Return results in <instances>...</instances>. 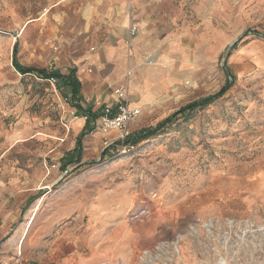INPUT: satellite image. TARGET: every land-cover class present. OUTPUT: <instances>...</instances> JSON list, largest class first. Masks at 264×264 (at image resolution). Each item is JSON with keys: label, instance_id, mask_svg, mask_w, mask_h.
Returning <instances> with one entry per match:
<instances>
[{"label": "rangeland", "instance_id": "1", "mask_svg": "<svg viewBox=\"0 0 264 264\" xmlns=\"http://www.w3.org/2000/svg\"><path fill=\"white\" fill-rule=\"evenodd\" d=\"M177 4L170 49L132 68L157 71L129 89L131 132L232 86L134 145L103 148L91 118L75 160V105L100 106L13 61L85 71L99 32L81 0H0V264H264V0Z\"/></svg>", "mask_w": 264, "mask_h": 264}, {"label": "crops", "instance_id": "2", "mask_svg": "<svg viewBox=\"0 0 264 264\" xmlns=\"http://www.w3.org/2000/svg\"><path fill=\"white\" fill-rule=\"evenodd\" d=\"M79 10L83 25L94 35L99 32L100 38L96 40V46L92 47L93 52L86 55L89 67L85 71H77L75 68L72 70L80 85L81 98H92L93 103L98 106L113 100L112 88L116 85L115 82L122 79L128 70L132 71L141 60L149 59L155 63L161 55L157 49L159 45L166 42L165 47L170 49L173 44L171 40H174L169 36L171 30L175 29L173 24L177 22L179 29L178 19L183 17L177 0H81ZM132 24L136 25L137 32L130 47H127L124 40L128 27ZM138 66L135 74H131L125 83L130 105L139 108V102L132 100L130 91L139 90L142 83H146L157 69L151 67L146 70L145 67ZM75 106L81 108L80 105ZM81 111L90 113L88 107L84 110L81 108ZM76 127L82 131L85 121L78 123ZM104 252L108 251L105 248H95L91 254L79 259L77 264H97L103 260Z\"/></svg>", "mask_w": 264, "mask_h": 264}, {"label": "built area", "instance_id": "3", "mask_svg": "<svg viewBox=\"0 0 264 264\" xmlns=\"http://www.w3.org/2000/svg\"><path fill=\"white\" fill-rule=\"evenodd\" d=\"M137 27L132 24L128 27L127 36L124 44L130 47L131 41L136 35ZM131 71L128 70L125 78L130 77ZM52 83H57L54 78H49ZM113 100L105 102L100 106V112L95 117L89 113L83 112L82 119L90 121L96 130L101 134V143L103 148H111L112 146H125L132 136L130 125L140 115V108L131 106L129 103L128 87L125 82H120L112 88ZM67 97H65V100ZM77 113V111H75ZM21 264V263H19Z\"/></svg>", "mask_w": 264, "mask_h": 264}, {"label": "trees", "instance_id": "4", "mask_svg": "<svg viewBox=\"0 0 264 264\" xmlns=\"http://www.w3.org/2000/svg\"><path fill=\"white\" fill-rule=\"evenodd\" d=\"M257 33V32H254ZM261 36L264 38V34H261ZM14 54L16 53V44L14 45V49H13ZM13 65L14 67L17 69L18 72H20L21 74H30V73H38L40 76H42V78H54L57 80V83H59L60 87L67 91V93L70 95V97L75 100L78 101L81 99V96L79 94V82L76 80L75 76H74V70H70L68 74H60L59 72H49L45 69H36L34 67H23L21 65H19L16 60L14 59L13 61ZM232 86V82L231 81H227L220 89L219 91H217L216 93L207 96L203 99L197 100V101H193L191 103H188L187 105L181 107L180 109H178L176 112H174L173 114H171L170 116L166 117L161 123H159V125L152 130H146L141 132H137V133H132L131 138L125 143V144H132L134 145L137 141L141 140V139H145L153 134H156V130H159L161 127H163L167 122H169L170 120L174 119L177 114H180L181 116H183V113L188 111H192L195 108H203L204 106L212 103L214 100L220 98L221 96H223L228 89ZM66 94V93H64ZM78 109H76L77 112L81 111V108L78 106ZM85 112V111H84ZM89 113V112H87ZM92 117H95V114H91L89 113ZM89 122L86 121L85 122V127L83 128V130L80 132V134L78 135L77 139H76V147L73 149V153L76 154V159L75 160H79L80 156H81V138L82 136L85 135L86 132H89L87 128ZM72 153V154H73ZM71 154V153H70Z\"/></svg>", "mask_w": 264, "mask_h": 264}, {"label": "bare ground", "instance_id": "5", "mask_svg": "<svg viewBox=\"0 0 264 264\" xmlns=\"http://www.w3.org/2000/svg\"><path fill=\"white\" fill-rule=\"evenodd\" d=\"M239 247V246H238ZM231 249V248H230ZM238 250V249H237ZM236 250V251H237ZM228 251H230V250H228ZM250 253H251V251H250ZM216 262V261H215ZM218 264H226V262H225V260H224V258H222V257H220L219 258V263Z\"/></svg>", "mask_w": 264, "mask_h": 264}, {"label": "water", "instance_id": "6", "mask_svg": "<svg viewBox=\"0 0 264 264\" xmlns=\"http://www.w3.org/2000/svg\"><path fill=\"white\" fill-rule=\"evenodd\" d=\"M233 44H234V41L230 44V47H232L233 46ZM230 50V49H229ZM229 50H228V52H229ZM228 54V53H227Z\"/></svg>", "mask_w": 264, "mask_h": 264}]
</instances>
